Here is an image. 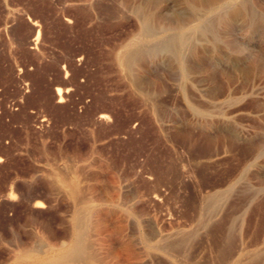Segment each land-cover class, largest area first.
Returning a JSON list of instances; mask_svg holds the SVG:
<instances>
[{
  "label": "rangeland",
  "instance_id": "obj_1",
  "mask_svg": "<svg viewBox=\"0 0 264 264\" xmlns=\"http://www.w3.org/2000/svg\"><path fill=\"white\" fill-rule=\"evenodd\" d=\"M77 215L91 264H264V0H0V264Z\"/></svg>",
  "mask_w": 264,
  "mask_h": 264
},
{
  "label": "bare ground",
  "instance_id": "obj_2",
  "mask_svg": "<svg viewBox=\"0 0 264 264\" xmlns=\"http://www.w3.org/2000/svg\"><path fill=\"white\" fill-rule=\"evenodd\" d=\"M148 30H149V28H148ZM39 35H40V32L38 30V34H37V36H35L36 37V39H35L36 41L38 40ZM58 94L60 96L59 101L60 102L63 101L64 97H63V93H62V89L61 88L58 89ZM106 117L107 116L104 115V114L101 115V118H106ZM66 181H69V180H66ZM72 184H70V185H72ZM71 189H72L73 193L76 192V187L75 186H72ZM44 205L45 204L42 201L37 202L36 204H34L35 207L36 206L37 207H43ZM83 217L84 216H82V215H77V216L74 217L76 222H77V224H76V234L70 235V234H68L66 232H63V231H62L63 233L62 232L60 233L59 231H55L48 237V242L45 243L46 245H44V247L41 246V247L37 248L32 243V241L30 239L29 240L28 239L27 240L19 239L17 247L20 248L21 253L19 255H17V257L15 258V260L12 263H8V264H58L59 262H63L65 260H67V259L68 260H73V259H77L78 257L87 258L89 264H91L92 260H93V256H91L90 253H88L87 247L84 245L85 244L84 243V240H85L84 235L86 233L85 234L83 233V228H84L83 227L84 226ZM98 219L100 221L99 217H98ZM103 219H101L100 223L103 224V226H105V225L108 226L106 224V221L103 220ZM87 234H89V233H87ZM86 237H87V235H86ZM47 252H54V254L50 258H38L37 256H34L35 253H47ZM19 257L20 258H24L25 257V258L28 259V261H24V262L19 261L18 260ZM82 261H83V259H82Z\"/></svg>",
  "mask_w": 264,
  "mask_h": 264
}]
</instances>
